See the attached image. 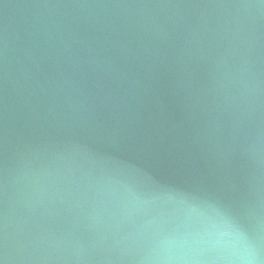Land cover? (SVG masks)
Here are the masks:
<instances>
[{
  "label": "water",
  "instance_id": "95a60500",
  "mask_svg": "<svg viewBox=\"0 0 264 264\" xmlns=\"http://www.w3.org/2000/svg\"><path fill=\"white\" fill-rule=\"evenodd\" d=\"M0 264H264V0H0Z\"/></svg>",
  "mask_w": 264,
  "mask_h": 264
},
{
  "label": "clouds",
  "instance_id": "9594fccd",
  "mask_svg": "<svg viewBox=\"0 0 264 264\" xmlns=\"http://www.w3.org/2000/svg\"><path fill=\"white\" fill-rule=\"evenodd\" d=\"M241 259H244L245 261H250L252 259L251 252H248L247 255L242 256Z\"/></svg>",
  "mask_w": 264,
  "mask_h": 264
}]
</instances>
